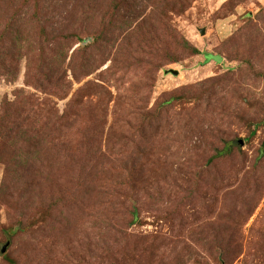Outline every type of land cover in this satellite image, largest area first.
<instances>
[{
    "label": "rangeland",
    "instance_id": "1",
    "mask_svg": "<svg viewBox=\"0 0 264 264\" xmlns=\"http://www.w3.org/2000/svg\"><path fill=\"white\" fill-rule=\"evenodd\" d=\"M0 264H264V0H0Z\"/></svg>",
    "mask_w": 264,
    "mask_h": 264
},
{
    "label": "trees",
    "instance_id": "2",
    "mask_svg": "<svg viewBox=\"0 0 264 264\" xmlns=\"http://www.w3.org/2000/svg\"><path fill=\"white\" fill-rule=\"evenodd\" d=\"M193 50V52H195L196 54H199L200 52L197 50V49H192ZM32 83V82H31ZM35 87H37L38 86V88H40V89H42V90H44L42 87H41V85L38 83V82H36V81H34L33 83H32ZM238 146H242L243 145V141H241V140H239V141H237V142H235ZM234 144V143H233ZM232 143H229V144H227V146H225L223 149H221L220 151H217V155H216V157H221V156H223V157H225V155H228L230 152H231V150H232V147L234 146ZM235 144V145H236Z\"/></svg>",
    "mask_w": 264,
    "mask_h": 264
},
{
    "label": "water",
    "instance_id": "3",
    "mask_svg": "<svg viewBox=\"0 0 264 264\" xmlns=\"http://www.w3.org/2000/svg\"><path fill=\"white\" fill-rule=\"evenodd\" d=\"M202 34H204V31H202ZM176 74H177V72H176ZM5 252H6V248H3L1 254H4Z\"/></svg>",
    "mask_w": 264,
    "mask_h": 264
}]
</instances>
